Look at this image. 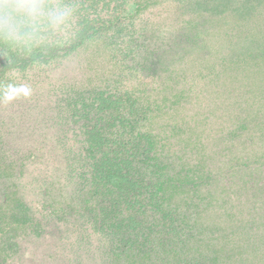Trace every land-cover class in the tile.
<instances>
[{
    "label": "trees",
    "instance_id": "trees-1",
    "mask_svg": "<svg viewBox=\"0 0 264 264\" xmlns=\"http://www.w3.org/2000/svg\"><path fill=\"white\" fill-rule=\"evenodd\" d=\"M68 2L76 14L60 45L31 57L0 46V84L47 81L61 94L54 113L64 129L57 146L67 182L85 205L79 230L107 232L113 264H223L250 252L240 240L208 232L198 219L210 167L225 163L208 141L236 146V133L245 128L239 125L247 121L264 135V53L235 55L210 73L200 61L183 74L159 62L148 40L143 14L159 0ZM100 39L108 40L104 50L118 72L103 80L107 88L88 78L76 82V90L50 84L55 72ZM126 61L139 67L130 69ZM126 70L136 76L129 80ZM42 183L37 180L40 190ZM209 184L225 185L219 179Z\"/></svg>",
    "mask_w": 264,
    "mask_h": 264
},
{
    "label": "rangeland",
    "instance_id": "rangeland-1",
    "mask_svg": "<svg viewBox=\"0 0 264 264\" xmlns=\"http://www.w3.org/2000/svg\"><path fill=\"white\" fill-rule=\"evenodd\" d=\"M143 16L149 19L145 28L156 59L183 74L200 61L202 71L210 73L235 55L264 53V0H159ZM178 41L185 42L183 47ZM105 42L88 45L64 71L55 72L50 84L76 90V82L88 78L96 87L107 88L103 80L118 72L105 53ZM125 65L139 67L136 61ZM126 72L129 80V74L136 76L132 70ZM13 76L23 82L20 75ZM23 85L30 87L29 96L0 101V264H113L111 236L79 230L85 219L79 213L85 205L76 200V185L67 182L57 146L64 129L54 113L61 94L47 81L28 80ZM212 101L208 98L206 104L211 107ZM254 125L249 121L239 125L245 128L236 133L240 135L236 146L208 141L211 152L225 163L213 162L209 180L202 181L206 183L198 225L234 242L240 240L250 249L223 264H264V135ZM38 179L44 180L41 190ZM218 179L224 180V189L209 184Z\"/></svg>",
    "mask_w": 264,
    "mask_h": 264
},
{
    "label": "clouds",
    "instance_id": "clouds-1",
    "mask_svg": "<svg viewBox=\"0 0 264 264\" xmlns=\"http://www.w3.org/2000/svg\"><path fill=\"white\" fill-rule=\"evenodd\" d=\"M76 8L68 0H0V46L31 57L63 43ZM31 93L28 85L0 84V101Z\"/></svg>",
    "mask_w": 264,
    "mask_h": 264
}]
</instances>
